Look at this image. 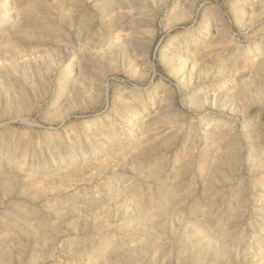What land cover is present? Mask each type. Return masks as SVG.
Returning a JSON list of instances; mask_svg holds the SVG:
<instances>
[{
    "label": "rangeland",
    "instance_id": "1",
    "mask_svg": "<svg viewBox=\"0 0 264 264\" xmlns=\"http://www.w3.org/2000/svg\"><path fill=\"white\" fill-rule=\"evenodd\" d=\"M0 264H264V0H0Z\"/></svg>",
    "mask_w": 264,
    "mask_h": 264
}]
</instances>
